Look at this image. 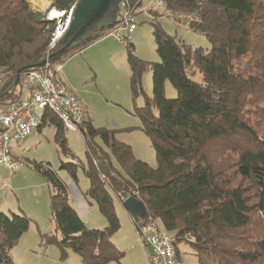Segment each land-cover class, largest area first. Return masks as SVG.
I'll return each instance as SVG.
<instances>
[{
  "label": "trees",
  "instance_id": "1",
  "mask_svg": "<svg viewBox=\"0 0 264 264\" xmlns=\"http://www.w3.org/2000/svg\"><path fill=\"white\" fill-rule=\"evenodd\" d=\"M50 1L51 8L69 11L79 0ZM161 1L162 14L149 10L160 61L139 59L130 38L125 41L132 94L145 96L144 106L135 112L156 149L157 167L137 159L130 145L116 140L117 131L96 128L86 120L80 126L87 155L83 171L89 182L85 197L108 225L89 229L70 205L68 188L50 163L46 168L37 164V173L54 192L51 211L60 233V239L55 233L41 238L46 245L58 246L61 260L72 251L81 264H121L125 254L111 241L120 229L112 196L121 202L134 196L148 212L140 224L159 220L173 239L178 262L179 245L185 243L200 264H264V0ZM143 2L125 1L136 13ZM161 16L205 35L211 52L182 47L161 27ZM54 25L35 13L28 0H0V104L20 101V83L45 61ZM114 27L85 33L51 62L62 65ZM63 47L59 43L54 53ZM149 68L152 97L143 89ZM194 70L203 83L189 77ZM167 81L177 91L174 99L165 96ZM45 125L55 127L57 142L73 156L63 123L48 110L38 130ZM62 168L78 179V165ZM30 222L26 216L0 211V264H14L12 250Z\"/></svg>",
  "mask_w": 264,
  "mask_h": 264
},
{
  "label": "rangeland",
  "instance_id": "2",
  "mask_svg": "<svg viewBox=\"0 0 264 264\" xmlns=\"http://www.w3.org/2000/svg\"><path fill=\"white\" fill-rule=\"evenodd\" d=\"M28 1L32 10L41 14L44 20L57 21L51 14L53 10L59 11L51 8V1L50 4L39 0ZM152 9L161 14L164 11L162 7L157 6V0H144L136 13L137 28L130 35V42L135 45L139 59L157 63L160 57L151 25L153 17L149 14V10ZM159 23L169 35L176 37L182 47L201 48L205 53L211 52V44L205 35L177 26L173 19L167 16L159 17ZM50 41L51 39L44 51L45 59L57 48L49 53ZM84 51H87V55H75L63 62L59 78L82 102L89 121L96 128L117 131L116 140L130 145L137 159L156 168L158 164L156 149L142 131L143 123L135 112L136 108L144 106L145 96L142 94L134 98L132 94L131 70L127 62L125 43L108 37L104 41L92 44L82 53ZM88 54H93L94 58L89 60ZM51 63L52 68H55L56 64ZM189 77L203 83V76L197 70L190 71ZM24 81L25 77L20 83V91ZM143 89L147 96L152 97L150 68L143 75ZM165 96L168 99L177 97V91L169 81L165 84ZM22 98L26 99V93H23ZM154 113L157 115V110ZM65 135L67 146L73 156L64 152L57 142L55 127L45 125L40 130H35L26 140L11 144L12 156L18 163L16 170L0 167V211L26 216L31 221L29 230L12 250L14 264H81L80 257L72 251H67V259L61 260L62 255L58 246L46 245L41 238L42 235L55 233L60 239V233L56 230L51 211V196L54 192L46 180L37 173V164H44L46 168L45 166L49 167L47 163H50V168L57 178L68 188L70 205L75 208L89 229L104 230L108 225L98 207L85 197L89 182L83 171V167L87 166L83 135L81 132L70 131H65ZM98 141L102 145L103 140ZM68 163L78 165L76 181L62 168ZM112 197L120 229L112 236L111 241L125 254L121 264H148L130 215L122 202L115 195ZM156 223L161 231H164L161 222L156 220ZM178 260V264H200L194 251L185 243L179 245Z\"/></svg>",
  "mask_w": 264,
  "mask_h": 264
},
{
  "label": "built area",
  "instance_id": "3",
  "mask_svg": "<svg viewBox=\"0 0 264 264\" xmlns=\"http://www.w3.org/2000/svg\"><path fill=\"white\" fill-rule=\"evenodd\" d=\"M157 6L162 7L163 2L157 0ZM59 12L51 33L49 53L60 43L72 22L73 8ZM135 13L125 2L122 3L117 13V24L107 36L125 43L137 28ZM51 55L46 57L42 68L25 75L21 95L26 93V99L21 97L15 103L6 101L0 104V167L12 171L18 168L11 144L26 140L38 130L45 110L55 114L66 131L81 132L80 126L86 121L85 107L59 78L61 65L52 68ZM141 222L135 227L148 264H178L173 239L161 231L156 221Z\"/></svg>",
  "mask_w": 264,
  "mask_h": 264
},
{
  "label": "water",
  "instance_id": "4",
  "mask_svg": "<svg viewBox=\"0 0 264 264\" xmlns=\"http://www.w3.org/2000/svg\"><path fill=\"white\" fill-rule=\"evenodd\" d=\"M126 0H79L73 7V17L71 25L66 34L60 40L64 44L57 53L51 55H61L76 40L89 31L100 32L104 29L112 28L115 25L114 16L120 10V6ZM46 61L37 65L42 68ZM22 71L18 73L16 86L20 80ZM124 209L130 215L134 223L146 220L148 212L145 204L138 198L131 196L122 200Z\"/></svg>",
  "mask_w": 264,
  "mask_h": 264
},
{
  "label": "crops",
  "instance_id": "5",
  "mask_svg": "<svg viewBox=\"0 0 264 264\" xmlns=\"http://www.w3.org/2000/svg\"><path fill=\"white\" fill-rule=\"evenodd\" d=\"M39 1H44V2H47L48 4H50V0H39ZM153 10V9H152ZM109 36H106V37H104L103 39H101L100 41H104V40H106V38H108ZM83 52V51H82ZM82 52H80V53H78V54H76V55H87V51H84V53H82ZM73 57V56H72ZM71 57V58H72ZM74 57H75V55H74ZM77 58V57H76ZM94 57H93V54H88V59L89 60H92ZM70 59V58H69ZM61 79V78H60ZM62 80V79H61ZM62 82H63V80H62ZM64 83V82H63ZM65 84V83H64ZM66 85V84H65ZM67 86V85H66ZM86 112V111H85ZM86 120H89V117H88V115L86 114Z\"/></svg>",
  "mask_w": 264,
  "mask_h": 264
},
{
  "label": "bare ground",
  "instance_id": "6",
  "mask_svg": "<svg viewBox=\"0 0 264 264\" xmlns=\"http://www.w3.org/2000/svg\"><path fill=\"white\" fill-rule=\"evenodd\" d=\"M124 3V2H123ZM59 13L60 12H57V11H52V14H51V16H52V18H55V17H58L59 16ZM143 221H145V220H143ZM178 262V261H177Z\"/></svg>",
  "mask_w": 264,
  "mask_h": 264
}]
</instances>
